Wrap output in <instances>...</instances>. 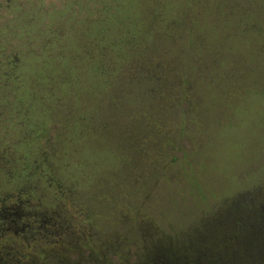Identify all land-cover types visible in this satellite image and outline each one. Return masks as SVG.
<instances>
[{
  "label": "rangeland",
  "instance_id": "1",
  "mask_svg": "<svg viewBox=\"0 0 264 264\" xmlns=\"http://www.w3.org/2000/svg\"><path fill=\"white\" fill-rule=\"evenodd\" d=\"M140 28L143 51L107 107L102 80L92 87L73 59ZM11 66L21 106L8 93ZM64 74L60 105L35 99ZM14 184L34 188L21 209L58 229L103 213L120 248L97 254L112 264L173 260L182 245L214 264H264V0H0V196ZM22 250L6 255L36 260Z\"/></svg>",
  "mask_w": 264,
  "mask_h": 264
},
{
  "label": "flooded vegetation",
  "instance_id": "2",
  "mask_svg": "<svg viewBox=\"0 0 264 264\" xmlns=\"http://www.w3.org/2000/svg\"><path fill=\"white\" fill-rule=\"evenodd\" d=\"M72 203V202H71ZM6 208V207H5ZM9 208V207H8ZM0 211L2 219L0 220V253H5L0 258V264H29V262H22V260H14L10 256L6 255L10 249L22 250V247L25 246L26 251H31L36 254V260L31 261L30 264H112L107 259V256H100L97 253L106 254V252L119 253L117 250L120 248L119 242L115 239L114 243L110 245L109 237H115V235L110 232L115 229H105L104 228V219L105 215L103 213L96 214H87L83 224H81L78 229H74V224L68 226L65 229H58L57 225L54 224L51 220H41L36 217V214H31L29 218L23 219L20 218L13 221H4V204H0ZM82 219V218H81ZM21 225V226H20ZM45 233V237H52V241L49 243L41 244H24V245H6L4 244V238H7L9 235L14 237H24L29 236L31 233ZM94 232L96 234H94ZM51 233V234H49ZM78 233V234H76ZM113 233L118 234L116 231ZM144 235L145 247L151 244L152 239L148 235V232L140 235L142 239ZM94 236L96 239L95 246L91 244L94 241ZM68 238V244L65 243ZM36 238L33 242H41ZM73 242L78 241V244H72ZM133 244L135 245L136 238L132 239ZM18 247V248H15ZM136 247V245H135ZM195 245H182V250L179 253L181 256L171 255L173 260H168L167 255H161V259L158 260H145L135 263H125V262H113V264H214V261L207 262L201 259L202 256H198L200 249L195 247ZM6 248V250H5ZM23 251V250H22ZM147 251V250H146ZM46 253H49L48 255ZM98 255L100 258L96 259L94 255ZM6 255V256H5ZM42 259V260H41Z\"/></svg>",
  "mask_w": 264,
  "mask_h": 264
},
{
  "label": "trees",
  "instance_id": "3",
  "mask_svg": "<svg viewBox=\"0 0 264 264\" xmlns=\"http://www.w3.org/2000/svg\"><path fill=\"white\" fill-rule=\"evenodd\" d=\"M146 33H147L146 29L140 28L136 30L135 33L133 34L134 35L133 39L128 34L127 36L124 34L121 36V38H119L120 41L119 40L117 41L107 40L109 42L104 41L102 43L101 50L99 49V46L96 44L94 40L93 42L89 43V45H87L83 49L84 56L80 57L77 55L74 57L73 60L76 59V61L78 60L80 61L83 59L85 68H87V70L92 72L93 79L95 80V83L94 85H92V87H95L100 82V80H102L101 83L105 91L107 92L109 91L107 94V102H111V105L108 106L106 103L107 107L117 106L118 104L117 99L112 98L111 96H108L111 91L110 89H112L114 79L117 78L118 73L122 71L123 68L125 67L124 64L130 62L132 58L137 53H139V51H143L142 49H140V48H143V46L140 44L139 40H142L144 36L146 35ZM10 70H11V73L9 74V76L6 77L10 81L7 87H9L10 89L9 91L11 92H8V93L13 97L11 99L13 103L19 102L21 106L22 101L16 98V95H15L16 93L14 90L15 88L12 87L13 85L20 84V80H21L20 75L15 73L16 72L15 66L13 67L11 66ZM57 77H58L57 78L58 80L55 83L56 85L53 84L54 88L52 84L49 85L48 83L49 81H45L43 83V86L45 87L46 92L44 93L43 96H40V97L36 95L35 99H38L40 101L41 100L48 101L49 98L54 97L58 105H60V103L63 102V100L60 99V96L58 97V95H60V92L58 90L59 88L57 85L61 83L60 84L61 86H66V88H68L71 82H70V78H68L65 74L62 75L61 77L60 76H57ZM30 83L33 84V82H30ZM62 95H65V94L62 93ZM109 97H111L112 100L109 99ZM65 98H67V96ZM22 125L27 130L28 128L27 125L24 123H22ZM27 133L29 134V132L26 131L25 135L21 139V143H23L24 145H27L29 142H31V139L29 140V136L26 135ZM43 164L47 165V163L46 164L43 163ZM33 165L34 164H32V166ZM32 171H33L32 169L28 170L27 172L29 173L28 176L32 175ZM27 178L30 179L29 177ZM33 192H34V188L31 187V185L29 186L25 185L24 187H19V186H15L14 184V189L12 192L8 193L7 195H4V193L1 194L0 204L1 203L4 204V214H3L4 221L7 220L9 222V221L17 220L19 219V217L23 219L29 218L31 214L27 213L26 211H23L20 205L23 204L25 206H28V202L30 201L32 197H34ZM21 201H25V202L22 203ZM10 202H13V203H11V207L7 208L6 205L7 204L10 205ZM1 214L2 213L0 211V220L2 219ZM36 217L40 218L39 215L37 214H36Z\"/></svg>",
  "mask_w": 264,
  "mask_h": 264
}]
</instances>
